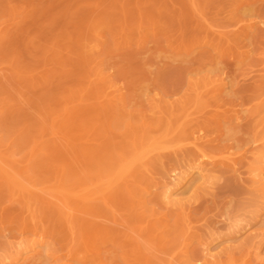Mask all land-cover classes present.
<instances>
[{
  "label": "rangeland",
  "instance_id": "rangeland-1",
  "mask_svg": "<svg viewBox=\"0 0 264 264\" xmlns=\"http://www.w3.org/2000/svg\"><path fill=\"white\" fill-rule=\"evenodd\" d=\"M0 264H264V0H0Z\"/></svg>",
  "mask_w": 264,
  "mask_h": 264
},
{
  "label": "bare ground",
  "instance_id": "bare-ground-1",
  "mask_svg": "<svg viewBox=\"0 0 264 264\" xmlns=\"http://www.w3.org/2000/svg\"><path fill=\"white\" fill-rule=\"evenodd\" d=\"M191 171V170H190Z\"/></svg>",
  "mask_w": 264,
  "mask_h": 264
}]
</instances>
